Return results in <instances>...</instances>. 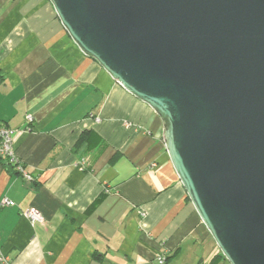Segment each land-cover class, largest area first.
<instances>
[{"label": "crops", "instance_id": "1", "mask_svg": "<svg viewBox=\"0 0 264 264\" xmlns=\"http://www.w3.org/2000/svg\"><path fill=\"white\" fill-rule=\"evenodd\" d=\"M26 114L14 149L33 181L0 160V202L13 204L0 206L6 264H208L220 253L154 112L79 51L48 0H0V125L17 131ZM88 131L106 144L99 154L76 148ZM30 209L43 224L22 217Z\"/></svg>", "mask_w": 264, "mask_h": 264}, {"label": "water", "instance_id": "2", "mask_svg": "<svg viewBox=\"0 0 264 264\" xmlns=\"http://www.w3.org/2000/svg\"><path fill=\"white\" fill-rule=\"evenodd\" d=\"M69 38L161 122L228 264H264V0H48Z\"/></svg>", "mask_w": 264, "mask_h": 264}, {"label": "built area", "instance_id": "3", "mask_svg": "<svg viewBox=\"0 0 264 264\" xmlns=\"http://www.w3.org/2000/svg\"><path fill=\"white\" fill-rule=\"evenodd\" d=\"M33 123V117L30 114H26L24 117V123L22 128L17 131L11 130L5 126L0 125V160H3L12 166L14 170L18 173V176H21L24 180L32 182L33 178L28 174L24 166L18 161L15 149H14V138L18 131L28 132L31 130V125ZM83 162L80 164L82 167ZM2 208H10L13 206L12 202L7 198H3L0 202ZM22 217L27 219L31 225L33 224H43L44 218L40 212L34 209L25 210L21 213ZM140 216L144 217L145 214L141 213ZM0 263L6 264V261L0 259ZM156 264H165L166 257L163 254H159L155 258Z\"/></svg>", "mask_w": 264, "mask_h": 264}, {"label": "trees", "instance_id": "4", "mask_svg": "<svg viewBox=\"0 0 264 264\" xmlns=\"http://www.w3.org/2000/svg\"><path fill=\"white\" fill-rule=\"evenodd\" d=\"M105 146H106L105 142L94 131H88V132L82 133L76 142V148L84 147V150L86 152L98 151L97 152L98 154L103 150V148H105ZM5 163L11 168L12 171H14L15 175H18V173H16L14 170V166H12L11 164H9L7 162H5ZM102 197H103V195H100L90 205V207L87 210L93 208V206H95ZM224 261H225L224 258L219 253L218 255L213 257L212 260L208 264H222V262H224Z\"/></svg>", "mask_w": 264, "mask_h": 264}, {"label": "rangeland", "instance_id": "5", "mask_svg": "<svg viewBox=\"0 0 264 264\" xmlns=\"http://www.w3.org/2000/svg\"><path fill=\"white\" fill-rule=\"evenodd\" d=\"M223 264H228V263L226 261H224Z\"/></svg>", "mask_w": 264, "mask_h": 264}]
</instances>
